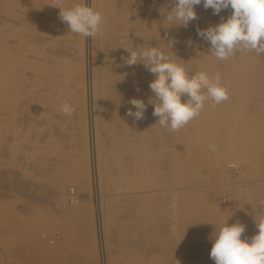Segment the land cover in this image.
<instances>
[{
  "label": "bare ground",
  "instance_id": "bare-ground-1",
  "mask_svg": "<svg viewBox=\"0 0 264 264\" xmlns=\"http://www.w3.org/2000/svg\"><path fill=\"white\" fill-rule=\"evenodd\" d=\"M52 3L0 0V184L50 201L11 223L0 209L4 264H213L212 238L227 219L245 225L242 239L254 236L264 218L254 207L264 200V54L219 60L197 35L233 10L195 6L185 28L165 19L170 0H62L102 13L99 33L84 38ZM152 46L190 76L219 74L228 99L206 101L178 131L160 126L148 103L154 75L124 60V48ZM132 98L147 105L142 120L127 115ZM47 205L76 217L64 225L72 249L66 236L39 235L61 227L42 217Z\"/></svg>",
  "mask_w": 264,
  "mask_h": 264
},
{
  "label": "clouds",
  "instance_id": "clouds-1",
  "mask_svg": "<svg viewBox=\"0 0 264 264\" xmlns=\"http://www.w3.org/2000/svg\"><path fill=\"white\" fill-rule=\"evenodd\" d=\"M61 3L62 0H53L50 5L60 10L59 19L70 32L84 38H93L99 33L104 19L100 11L86 4L65 8ZM170 3L173 6L165 19L172 26L185 28L197 19L195 6L202 5L205 10L211 8L216 15L222 10H233L227 19L221 17L215 26L197 30V35L210 44L209 51L217 59L227 60L239 51L264 54V0H170ZM165 39L171 48L177 43L176 38L167 33ZM188 43L190 45L191 40ZM124 49L129 53L124 58L127 66L143 64L154 75L155 79L149 84L154 97L148 103L153 106L152 115L158 117L157 122L166 130L175 132L184 127L200 114L206 101L219 104L228 99L219 74L210 77L206 72H198L190 76L182 64L174 62L155 46ZM129 103L136 110L129 108L127 115L136 121L142 120L147 110L145 102L132 98ZM60 111L70 117L75 108L64 103ZM210 149L216 150L214 145H210ZM228 167L237 165L229 163ZM254 207L264 209V200ZM227 220L212 238L210 258L215 264H264V218L256 223L257 233L243 239L245 225L239 221L229 225Z\"/></svg>",
  "mask_w": 264,
  "mask_h": 264
},
{
  "label": "rangeland",
  "instance_id": "rangeland-1",
  "mask_svg": "<svg viewBox=\"0 0 264 264\" xmlns=\"http://www.w3.org/2000/svg\"><path fill=\"white\" fill-rule=\"evenodd\" d=\"M25 50H24V52H26V53H28V51H27V49H30L29 48V46L28 45H26V46H24L23 47ZM264 178V177H263ZM47 183V181H43V183ZM69 183H71V184H67V186H71L72 188H75V187H77V185L74 183V182H69ZM73 183V184H72ZM0 195H2V196H0V209L2 210V215H3V217L4 218H6V219H8L9 221H8V223H11V222H13L14 220H15V218H24V217H27V218H29L30 216H34V214H32V212L30 211V207L29 206H33V205H37V206H39V205H42V204H48L50 201L49 200H47V202L45 201L46 200V198L45 199H41V198H38V197H34V198H31L32 196H29V195H25V194H22V192H19V191H15L14 189H12V188H8L7 186H4V185H2V184H0ZM74 186V187H73ZM7 189V190H6ZM8 191V192H7ZM79 191V190H78ZM81 191V190H80ZM80 191H79V193H80ZM8 193V194H7ZM225 194H227V191H225L224 192ZM21 194V195H20ZM218 197V196H217ZM29 198V199H28ZM219 198H220V200L222 199V201L224 200V198L222 197L221 198V196H219ZM36 199V200H35ZM38 199V200H37ZM227 199H228V197H227ZM24 200V201H23ZM33 200V201H32ZM26 201V202H25ZM29 201V202H28ZM43 201V202H42ZM218 201V200H217ZM14 202V203H13ZM25 202V203H24ZM28 202V203H27ZM30 202H32V203H30ZM41 202V203H40ZM11 203H12V205L13 206H11ZM30 203V204H29ZM223 203H224V201H223ZM22 204V205H21ZM27 206V207H26ZM16 207V208H15ZM29 207V208H28ZM21 208V209H20ZM29 209V211L30 212H25V214H24V212L23 211H25V210H23V209ZM49 208H51V207H49V205H47V207L45 208V209H43V210H45V211H48L47 212V214L45 215V216H42L43 218L45 217V219L48 217V219H51V221H52V219L55 221V218H56V221L58 222V224L61 226V227H55V229L54 228H52L51 229V231H52V233H50L51 231L48 229V230H46L45 231V229H42L41 231H40V236L42 235V236H44V234H45V236L46 235H55V237L57 236V234H59L57 237H59V238H57V239H59V240H61L62 238H64L65 236V238H64V240L65 241H67V239L69 238V241H68V243H69V246L71 247V248H69V249H72V245H70V237H73V234L71 235V234H68V232H66L65 230H66V228H65V226L64 225H67L68 224V220L71 218V219H73L72 221L74 222V224H75V221L77 220V219H75L74 217H70V216H68V215H66L64 212H62V211H58L56 208H54L53 206H52V208L51 209H49ZM52 209H53V213H54V211L56 212V213H51L50 212V210L52 211ZM21 210H22V212H21ZM44 211V212H45ZM58 211V212H57ZM21 212V213H20ZM50 212V213H49ZM46 213V212H45ZM56 214V215H55ZM54 215V216H53ZM66 216H67V218H68V220H67V218H66ZM53 217V218H52ZM59 217V218H58ZM70 217V218H69ZM58 218V219H57ZM10 220H12V221H10ZM61 222H60V221ZM54 221H52V222H54ZM54 222V223H57V222ZM94 228V225L93 224H91L90 225V228ZM71 228V227H70ZM58 229H60L59 231H58ZM72 229V228H71ZM70 230V229H69ZM68 230V231H69ZM92 232H93V230H92ZM42 233V234H41ZM96 242V239L95 238H93V236H92V238H91V242L92 243H94V242ZM3 246V245H2ZM4 247V246H3ZM92 256V255H91ZM93 257V256H92ZM92 257H90V258H88L87 259V261H86V264H99V262H98V260L95 258V256L92 258ZM1 258V257H0ZM2 260H0V263L1 264H4L5 263V261H6V259H4L3 260V258H1ZM91 259V260H90ZM96 259V260H95ZM8 260V259H7ZM122 261V258L120 257V258H118V263H120ZM78 264V262H74L73 264ZM79 264H83L82 262L81 263H79ZM213 264H215V262H213Z\"/></svg>",
  "mask_w": 264,
  "mask_h": 264
}]
</instances>
